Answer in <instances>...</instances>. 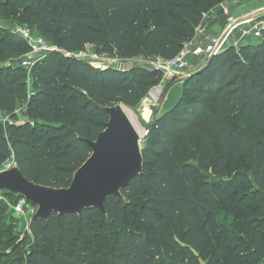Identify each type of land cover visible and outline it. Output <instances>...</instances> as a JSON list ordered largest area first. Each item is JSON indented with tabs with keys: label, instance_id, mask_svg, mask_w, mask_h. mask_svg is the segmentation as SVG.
Listing matches in <instances>:
<instances>
[{
	"label": "trees",
	"instance_id": "1",
	"mask_svg": "<svg viewBox=\"0 0 264 264\" xmlns=\"http://www.w3.org/2000/svg\"><path fill=\"white\" fill-rule=\"evenodd\" d=\"M20 1L29 14L22 21L60 52L36 64L30 94L22 64L0 66V114L10 119H0V168L13 158L29 180L66 188L92 153L85 140H96L109 121L105 108L138 107L164 76L144 66L95 68L61 51L95 45L123 60L171 59L196 38L213 9L247 0ZM0 50L21 63L30 48L0 31ZM18 104L25 121L18 118ZM143 154V174L123 190L124 199L110 197L106 215L90 209L38 220L30 229L35 246L26 257L2 264H97L107 256L106 264H199L197 252L206 255L202 246L214 235L216 215L223 203L231 206L232 188L241 185L237 179L221 186L209 181L193 171L189 162L196 158L217 176L241 162L252 169L258 189L250 213L258 217L240 227L252 228L255 248L240 261L251 264L258 255L255 264H264V40L227 48L184 79L176 105L150 126ZM5 206L0 201V211ZM108 242L107 255L90 249ZM230 245L234 254L248 247L244 237L228 231L208 264H224Z\"/></svg>",
	"mask_w": 264,
	"mask_h": 264
},
{
	"label": "rangeland",
	"instance_id": "2",
	"mask_svg": "<svg viewBox=\"0 0 264 264\" xmlns=\"http://www.w3.org/2000/svg\"><path fill=\"white\" fill-rule=\"evenodd\" d=\"M252 1V0H248ZM26 2L18 0H1L0 6V31L1 35L13 34V30L16 25L24 24L28 26L29 22H23L22 18L28 16L26 12ZM264 14V13H263ZM258 41L254 43L257 45ZM227 44V43H226ZM259 45V44H258ZM240 47H237L239 50ZM84 52H87L89 55L85 57ZM77 56L84 61L89 62L95 68H104L109 65L111 68L117 70H128L135 66H144L149 67L146 64L145 58H136L123 60L118 59V63H113V57L109 55H104L100 53L99 47L95 45L86 46L83 51L77 52ZM194 57V56H193ZM210 60V57L207 55L196 56L193 58L192 69L197 71L204 67ZM150 62V61H148ZM13 65L21 66L19 60L12 61L4 56L2 50H0V66H10ZM36 65L30 68H27L28 75L26 77L27 82V92L28 94L32 91L33 78L39 71L35 69ZM178 75H175V77ZM183 76V75H179ZM175 79V78H173ZM186 79V78H185ZM184 80H182L183 82ZM169 83V82H168ZM171 86V85H170ZM168 84L166 85L167 91L169 89ZM165 87V88H166ZM160 101H153L150 96L144 98L138 107L132 108L126 105H123L130 119L142 135V147L144 148L147 138L150 124L160 116L161 110L158 109ZM18 118L21 121L26 120V114L24 111V106L18 104L16 109ZM7 119L3 115L2 120ZM190 165L193 168V171L198 172L202 175L208 177L209 181L216 182L221 186L223 183H233L234 179L240 182L241 187H233V191L236 193V198L233 200L231 206H227L226 203H223V209L216 215V224L214 229V235L208 238L202 247H206V255H198L199 264H208L209 257L212 251L226 238L227 232L232 231L236 235H240L245 238L248 243V247L244 248L241 252L234 254L233 245H230V253L224 257V264H243L241 260V255H247L251 253L255 248V245L252 243L251 229L243 230L240 225L243 222L251 221L258 217V213H250L251 209L256 208L255 202V193L258 189V186L255 183L253 178L252 169L244 162L238 163L235 166L230 167L225 171L223 176H217L213 173L212 170L208 169L207 166L202 162L200 158L191 160ZM230 213H236L237 215H230ZM114 238V235L111 234L110 240ZM36 239L32 235L29 229V220L27 221L25 217H16L9 209L8 206L0 211V256L4 258L0 261V264L3 261H9L8 259H13L15 257L23 258L26 257L27 253L35 246ZM111 242H108L105 247L100 248L95 244L90 248L91 250L98 249L102 254L107 255L110 251ZM42 249H46L42 247ZM104 251V252H103ZM103 256V255H101ZM109 260V257L100 258L97 264H106ZM256 261L261 262V258L256 255L251 264H255Z\"/></svg>",
	"mask_w": 264,
	"mask_h": 264
},
{
	"label": "water",
	"instance_id": "3",
	"mask_svg": "<svg viewBox=\"0 0 264 264\" xmlns=\"http://www.w3.org/2000/svg\"><path fill=\"white\" fill-rule=\"evenodd\" d=\"M105 112L109 121L96 140H85L92 153L74 172L69 187L40 185L26 178L17 164L0 171V191L24 198L38 208L29 220V229L34 222L46 220L52 214L81 216L86 210L98 209L106 215L110 197L124 199L123 190L143 174L142 135L123 104L106 107Z\"/></svg>",
	"mask_w": 264,
	"mask_h": 264
},
{
	"label": "built area",
	"instance_id": "4",
	"mask_svg": "<svg viewBox=\"0 0 264 264\" xmlns=\"http://www.w3.org/2000/svg\"><path fill=\"white\" fill-rule=\"evenodd\" d=\"M225 15L230 16V9L225 5H220ZM263 13L261 14H249L245 17L238 19L231 16L228 19V26L232 29L239 24H246V27L242 28L240 31V39L238 42H236L235 47H239L241 41L251 38L255 40H264V19H263ZM197 29V34L199 33L202 36L206 37V44L202 49H196L194 45L190 42L185 44L183 50L174 58L171 59H164L160 57H155L150 62L146 61V64L148 66H151L152 69L159 70L163 73V82L156 88H154L152 91L155 94L154 101H160L161 103L167 94V87L164 88L162 85L166 81H168V86H170L172 83L178 80H184L187 78V76L190 73L195 72L192 69V60L194 57H198L201 55H207L208 57H213L215 55H218L222 53L226 49V41L228 39V35L231 33L229 31H225L222 34L218 36H212V35H205L206 31L205 29ZM13 34L17 35L18 37L22 38L27 45L30 48V51L24 55L21 59V64L23 67L30 68L38 64L40 61L45 59L47 55H49L52 52L59 51L58 48H55L51 46L46 39L40 35L35 30L30 29L28 26L25 25H17L15 26L13 30ZM91 46V45H87ZM66 56L68 57H75L78 59H81L79 56H77L76 53H68L64 52ZM83 55L85 57H88V53L84 52ZM194 56V57H193ZM119 58H114L112 60L113 63H118ZM84 60V59H81ZM89 63V62H88ZM90 64V63H89ZM93 65V64H92ZM110 66L107 65L104 68H109ZM183 76H179V75ZM175 75H178L175 77ZM175 78V79H173ZM3 115L0 114V119H2ZM10 121L9 118L2 120ZM153 124V123H152ZM150 124V126L152 125ZM15 160L12 158L8 160L1 168L0 171L4 170H10L15 165ZM9 193L5 191H0V201L4 202L10 209V211L16 216V217H25V219L28 221L30 218L36 214L38 208L34 205H32L29 201L26 199H11L8 196Z\"/></svg>",
	"mask_w": 264,
	"mask_h": 264
},
{
	"label": "crops",
	"instance_id": "5",
	"mask_svg": "<svg viewBox=\"0 0 264 264\" xmlns=\"http://www.w3.org/2000/svg\"><path fill=\"white\" fill-rule=\"evenodd\" d=\"M225 5L230 9V16L225 15L221 6H218L215 9H213L208 15H206L204 23L198 29L200 30L205 29L206 31L205 35H209V36L210 35L218 36L222 34L223 32L225 31L227 32L230 30L231 33L228 35V39L226 41L227 43L226 49H227L230 47H235L236 42H238L240 39L241 29L246 27V24H239L238 26L232 29L231 27L228 26V19L231 16H233L234 18L241 19L249 14L264 13V0L231 1V2L226 3ZM263 19H264V16H263ZM256 41H258L256 43L257 45L262 43V40H255V39L247 38L241 41L239 47L250 44V43L254 44ZM191 43L194 45L196 49L198 50L202 49L206 44V37L198 33L196 38ZM167 84H168V81L163 83L162 86L165 88ZM182 92H183L182 80L175 81L174 83L171 84V86L169 87L167 91L166 97L159 104L158 109L161 110L160 116H162L163 114L171 110L176 105V103L178 102V100L180 99L182 95ZM149 96L154 101L155 94L153 91L150 92Z\"/></svg>",
	"mask_w": 264,
	"mask_h": 264
}]
</instances>
